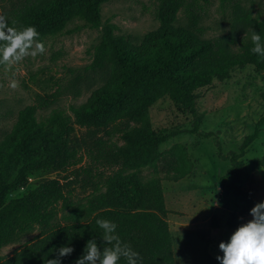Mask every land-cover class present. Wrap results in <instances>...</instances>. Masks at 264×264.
Returning a JSON list of instances; mask_svg holds the SVG:
<instances>
[{"label": "trees", "instance_id": "16d2710c", "mask_svg": "<svg viewBox=\"0 0 264 264\" xmlns=\"http://www.w3.org/2000/svg\"><path fill=\"white\" fill-rule=\"evenodd\" d=\"M107 1L0 0V17L17 29L35 27L42 40L63 34L75 22L104 27L102 8ZM157 1L160 25L138 46L119 41L104 27L98 49L112 73L86 104L73 109L74 118L57 110L39 118L36 108L28 107L19 113L13 131L0 140V264H47L48 259L56 258L55 249L64 245L74 251L61 258L62 264H74L88 240L100 242L101 230L95 223L100 218L117 224V234L140 254V264H176L164 178L159 172L142 176L144 168L157 170L162 144L176 134L167 128L156 129L151 110L169 100L193 119L196 131L203 120L200 101L218 83L228 80L233 70L252 66L264 74V58L250 51L252 32L264 37V20L255 18L236 0H218L222 7L232 5L231 29L218 38L205 39L201 12L215 0ZM180 12L185 13V24L179 21ZM261 100L264 106V93ZM75 126L97 134L113 128L112 134H120L122 143L96 141L95 154L90 147L79 157L77 148L70 150L68 143ZM263 131L264 113L237 151L221 155L230 165L219 178L222 196L232 195L242 204L227 221L231 229H237L255 206L251 193L240 183L243 159ZM180 150L176 146L171 153L182 156ZM85 158L93 161L95 170L84 169L92 190L83 206L75 207L70 182L58 178L45 179L23 196L7 201L12 192L26 187L29 174L67 172ZM261 166L264 169V156ZM100 167L116 169L104 175ZM174 170L177 174H167L165 179L178 181L190 174L182 165ZM68 209H72L70 216L60 220L61 211ZM212 225L219 229L216 217ZM35 232L12 257H2L4 247ZM204 264L219 261L207 253Z\"/></svg>", "mask_w": 264, "mask_h": 264}, {"label": "rangeland", "instance_id": "374dc122", "mask_svg": "<svg viewBox=\"0 0 264 264\" xmlns=\"http://www.w3.org/2000/svg\"><path fill=\"white\" fill-rule=\"evenodd\" d=\"M236 1L251 10L255 18L264 20V0ZM158 10L157 0H109L102 8L103 26L109 27L119 41L138 46L148 33L159 27ZM201 13L200 26L205 39L218 38L230 31L232 5L222 7L215 0ZM178 17L182 24L187 22L184 12ZM104 27L91 28L75 22L63 34L40 40L45 46L43 53L26 56L8 68L0 66V140L13 131L22 110L34 107L39 118L55 110L74 118L73 109L86 104L94 92L106 84L112 67L98 49ZM12 80L18 82L15 89L9 87ZM262 93L264 74L246 66L233 70L228 80L218 83L205 94L200 101L203 120L196 131L193 119L180 113L169 100L160 101L152 108L154 127L167 128L176 135L162 144V158L157 170L144 168L142 176L159 172L164 178L162 185L169 212L167 221L174 240L176 264H204L207 253L214 257L222 255L220 242L227 241L236 230L229 228L227 221L242 204L232 195L222 196L219 178L230 166L222 156L237 151L244 138L253 132L264 113ZM112 130L97 134L75 126L74 134L69 137V149L77 148L80 157L85 156L90 147L95 154L93 144L96 141L121 144V135L112 134ZM176 146L181 147L182 156L171 153ZM263 156L264 131L243 159L240 183L251 193L255 204L264 201ZM91 163L93 161L85 158L67 172L50 170L29 174L26 187L12 192L7 201L23 196L45 179L58 178L70 182L75 207L83 206L92 190L87 184L89 176L84 171L86 167L95 170ZM180 165L190 174L178 181L165 179L167 174H177L174 167ZM114 169L100 167L104 175ZM72 209L62 210L60 220L70 216ZM214 217L219 229L213 228ZM251 219L249 214L241 219V224ZM36 234L4 247L2 257H12Z\"/></svg>", "mask_w": 264, "mask_h": 264}, {"label": "clouds", "instance_id": "9594fccd", "mask_svg": "<svg viewBox=\"0 0 264 264\" xmlns=\"http://www.w3.org/2000/svg\"><path fill=\"white\" fill-rule=\"evenodd\" d=\"M38 37L35 27L17 29L0 17V66L8 68L26 56L43 53L45 46ZM250 40L253 45L250 51L264 58V37L253 31ZM9 87L17 88L18 82L12 80ZM250 215L251 220L242 223L227 241L220 242L222 255L216 257L219 264H264V201L255 204ZM95 223L101 230L100 242L88 240L74 264H120L122 259L125 264H140V254L120 238L115 222L100 218ZM73 251L68 245L59 247L55 249L56 258L48 259L47 264H62L61 258Z\"/></svg>", "mask_w": 264, "mask_h": 264}]
</instances>
